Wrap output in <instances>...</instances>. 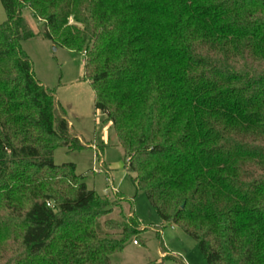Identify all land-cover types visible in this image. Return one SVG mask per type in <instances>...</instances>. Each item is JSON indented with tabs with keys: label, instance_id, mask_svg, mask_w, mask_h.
<instances>
[{
	"label": "trees",
	"instance_id": "obj_1",
	"mask_svg": "<svg viewBox=\"0 0 264 264\" xmlns=\"http://www.w3.org/2000/svg\"><path fill=\"white\" fill-rule=\"evenodd\" d=\"M1 1L0 264H113L146 243L133 201L55 164L87 143L22 48L39 35L85 54L158 232L180 227L208 264H264V0Z\"/></svg>",
	"mask_w": 264,
	"mask_h": 264
},
{
	"label": "rangeland",
	"instance_id": "obj_2",
	"mask_svg": "<svg viewBox=\"0 0 264 264\" xmlns=\"http://www.w3.org/2000/svg\"><path fill=\"white\" fill-rule=\"evenodd\" d=\"M23 15L36 33L44 31L43 22L34 16L31 9L25 8ZM6 20L7 13L0 0V23ZM22 48L32 59L35 76L47 87L56 90L66 117L74 124L72 130L82 135L87 143L86 149L74 152L59 146L54 155L55 164L75 163L76 171L83 176L87 187L103 197L104 190L113 183L116 191L107 197L122 200L127 211L133 201V210L145 229L141 235L146 243L139 242L136 246L130 240L123 252L111 256L112 263L208 264L198 242L180 227L165 225L158 232L161 217L151 206L147 194L136 191L132 178L134 174L126 168V152L120 146L112 125L109 127L106 117L95 109L94 91L85 78V54L56 46L41 35L23 41ZM97 153H100L99 158Z\"/></svg>",
	"mask_w": 264,
	"mask_h": 264
},
{
	"label": "crops",
	"instance_id": "obj_3",
	"mask_svg": "<svg viewBox=\"0 0 264 264\" xmlns=\"http://www.w3.org/2000/svg\"><path fill=\"white\" fill-rule=\"evenodd\" d=\"M101 113V112H100ZM103 115V114H102ZM103 116H105V115H103ZM106 117V116H105ZM106 119V122H107V125L109 126V127H111V125H112V123L110 122V121H108L107 120V117L105 118ZM70 122V121H69ZM70 125L72 126V128L74 127V124H72V122H70ZM79 137L81 138V140L83 141V142H86L85 141V139H84V137H82V135H79ZM97 148V147H96ZM97 150H98V148H97ZM111 185L112 186H114V184L113 183H111ZM136 246H138V245H136ZM160 252V251H159ZM169 252V251H168ZM170 254V253H169ZM170 255H172V253L170 254ZM174 256V255H173ZM175 257H177V256H175ZM178 259H180L179 260V262H181V263H184V261L181 259V258H179V257H177ZM173 260L175 261V259L173 258ZM183 261V262H182Z\"/></svg>",
	"mask_w": 264,
	"mask_h": 264
},
{
	"label": "built area",
	"instance_id": "obj_4",
	"mask_svg": "<svg viewBox=\"0 0 264 264\" xmlns=\"http://www.w3.org/2000/svg\"><path fill=\"white\" fill-rule=\"evenodd\" d=\"M116 191V189H115V187L114 186H109V187H107L105 190H104V195H105V197L106 196H109V194L111 193V192H115ZM134 244L135 245H138L139 243L137 242V241H134Z\"/></svg>",
	"mask_w": 264,
	"mask_h": 264
}]
</instances>
